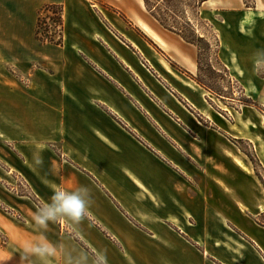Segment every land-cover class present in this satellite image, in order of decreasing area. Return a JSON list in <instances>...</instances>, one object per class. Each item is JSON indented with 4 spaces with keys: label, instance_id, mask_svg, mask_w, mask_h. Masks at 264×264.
Returning <instances> with one entry per match:
<instances>
[{
    "label": "crops",
    "instance_id": "crops-1",
    "mask_svg": "<svg viewBox=\"0 0 264 264\" xmlns=\"http://www.w3.org/2000/svg\"><path fill=\"white\" fill-rule=\"evenodd\" d=\"M109 2L110 11L90 0H33L30 7L0 0L8 22L0 25V58L14 61L33 55L29 45L36 44L28 38L36 11L62 4V44H51L52 58L48 47L36 56L49 58L53 68L66 65L50 73L67 86L57 89L61 103L44 102L37 78L34 88H0V96L20 101L3 100L9 114L0 126L5 139L17 143L21 175L30 173L31 188L45 204L51 202L46 194L59 190L86 188L89 197L80 221L62 218L44 231L33 221L38 208L30 200L0 191L13 210L0 208V264H65L66 253L86 257L85 264H264V185L236 144H253L264 170V145L251 138L257 130L235 118L200 122L193 111L210 119L204 95L180 75L171 88L168 77L175 70L169 58L197 69V47L162 27L144 0ZM200 11L212 14L206 18L236 76L250 77L247 65L264 53V0H206ZM259 79L256 91L250 84L245 89L264 101V76ZM29 93L35 99L28 101ZM41 238L61 254L25 259L23 246Z\"/></svg>",
    "mask_w": 264,
    "mask_h": 264
},
{
    "label": "rangeland",
    "instance_id": "rangeland-1",
    "mask_svg": "<svg viewBox=\"0 0 264 264\" xmlns=\"http://www.w3.org/2000/svg\"><path fill=\"white\" fill-rule=\"evenodd\" d=\"M17 2L24 3L26 5L29 2V7L32 5L33 0H15ZM91 3L96 4L100 8H103L104 10L110 11L113 9V6L110 4V0H90ZM164 0H153V2L157 3V7L164 9V12L167 13L168 16H171V21H174L177 26L184 27V30L187 32L188 27L185 25L184 21L188 20L197 30L195 31L196 34L202 33L203 42L199 43L201 51H202V60L200 61L201 69L198 70L195 69L192 72L188 71L186 68L180 67L177 65L173 60H171L168 56L166 58H169V61L171 65L175 66V70H178L181 73H178L177 71H173L172 73L168 74V77L170 78L171 82V88H177L179 86V76L185 78L188 80L189 84L193 87H195L201 94L204 95V104L209 109V116L210 119H207L205 116H202L199 112L193 111L194 116L203 124H215L218 121L222 123L229 124L230 122L234 121V118L238 124V126L244 127L246 125L251 124L253 127L252 129L256 131L258 134L253 133L251 135L252 137H259L261 139L263 145H264V101L261 99V97L256 94V92H250V90H246L245 86L249 85L253 87V90L256 91V88H258V84L260 82V77L264 76V68L257 69L256 62H253L252 64H248L247 67L250 68V77H246L243 73L240 72L239 76H236L233 65L230 64L227 60L228 52L221 49V43L219 42V38L217 36V33L211 24L210 20L206 18L208 16L210 19H212V14L208 11L203 12L201 14V17L203 20H197L195 16V7H194V0H170L169 3L164 5ZM250 3V0H245V4ZM17 4V3H16ZM145 6V5H144ZM41 9V8H40ZM39 9V10H40ZM25 10V15H23V23L24 26L28 23V32L30 33V12H27V9ZM39 10L36 11L35 14V23H34V30L33 34H29V44L34 42L35 45H29V52H32L33 55L29 54L24 58L23 61L20 60H9L6 57L0 58V88H9V87H35L37 85L36 80L38 79L39 83H43V100L45 103H52L53 101L56 103H61V97L57 93V89H60V87L67 86L65 85V81H60L56 79H51L50 73L52 71H61L66 65L62 63L61 61L57 62L53 68L52 63L49 58H38L36 59V56L39 57L42 55L43 51L41 48H47L51 52L44 49L45 55L52 58V56H55L54 50L56 47L52 46L50 43L47 42H41L38 41L35 38V29H36V23L37 20L40 19V23L43 28L51 31L48 34L53 35L56 37L57 30H55V26L50 19L52 17L51 12H43L42 14H39ZM147 10V9H146ZM190 18V19H189ZM191 18H193L191 20ZM8 23L3 19V16L0 15V25L3 26L4 24ZM204 23H208L209 25H206ZM158 24V23H157ZM158 26V25H157ZM162 28V27H161ZM189 34V33H188ZM218 41H216V37ZM154 47V46H153ZM207 47V48H206ZM170 49V48H169ZM167 49V51L169 50ZM157 52H160V49L156 47ZM36 51V52H35ZM216 51L218 53V56L222 64H219L216 59ZM172 56H180L177 52L174 50L170 51ZM167 55V54H166ZM33 56V57H32ZM58 56V55H57ZM33 58V60H31ZM167 58V60H168ZM197 61V58H196ZM25 63V64H22ZM225 66V67H224ZM236 66V65H235ZM226 68V69H225ZM226 70H228V73L230 77L233 79L232 82L228 74L226 73ZM256 73V75L254 73ZM35 73H39L36 77L34 76ZM30 74H33L31 76ZM254 74V75H253ZM199 76V79L204 82L205 85L210 87L209 90L205 87L200 86L196 83V81L193 79V77ZM37 78V79H35ZM200 86V87H199ZM181 88H183L181 86ZM4 93L5 89H1ZM242 93V94H241ZM234 99H233V98ZM2 98L0 100V120L4 119V116H6L9 113H6L8 111H4V99L6 98L7 101L14 105L18 104L19 96H0ZM245 98L246 101H248V104L241 103L239 99ZM30 99H35V94H28V101ZM7 109L9 110L8 105H5ZM252 120V122H247L248 120ZM259 122V123H258ZM3 124L2 121H0V125ZM3 126V125H1ZM0 126V191L2 193H8L9 195L13 196H21L24 197L30 202H32L38 209L45 205V202H43L42 198L38 196L34 190L31 188V183L35 184L34 178L30 176V173L21 175L19 169L22 165H20L21 161L18 155V151L16 148L17 143H11L8 139H5L3 135V127ZM258 128V129H257ZM11 131V132H10ZM235 131L238 132L237 128H235ZM8 132L12 133V130L8 128ZM2 133V134H1ZM9 135V134H7ZM6 136V135H5ZM230 140L234 143V139L230 138ZM239 149L244 150L250 159L251 163L253 164L254 170L256 174L259 176L260 180L262 181L264 185V170L259 165V161L255 155L254 152V146L253 144L249 143L246 140H240L239 143H236ZM59 146V142L55 143L53 146V149L57 150ZM26 167V166H25ZM25 167L22 168L23 172L26 173ZM27 168V167H26ZM7 189L9 191H7ZM11 192V193H10ZM53 193H47L46 198L47 200H50ZM49 195V197H48ZM0 208L5 209V211L9 213H13V210L9 207L5 206V204L0 199ZM65 220V218H63ZM264 222V221H263Z\"/></svg>",
    "mask_w": 264,
    "mask_h": 264
},
{
    "label": "clouds",
    "instance_id": "clouds-1",
    "mask_svg": "<svg viewBox=\"0 0 264 264\" xmlns=\"http://www.w3.org/2000/svg\"><path fill=\"white\" fill-rule=\"evenodd\" d=\"M257 69L264 68V53L258 54L256 60ZM41 161L36 160V164ZM89 207L88 190L80 188L76 191L59 190L54 193L50 203L40 207L33 215V221L39 229L46 231L50 223L59 219L68 218L72 221H80ZM60 253L57 245L47 241L46 238L26 243L23 246L25 259L37 257L40 260L55 257ZM65 264H85L86 257H73L70 253L64 254Z\"/></svg>",
    "mask_w": 264,
    "mask_h": 264
},
{
    "label": "trees",
    "instance_id": "trees-1",
    "mask_svg": "<svg viewBox=\"0 0 264 264\" xmlns=\"http://www.w3.org/2000/svg\"><path fill=\"white\" fill-rule=\"evenodd\" d=\"M156 1H159V0H156ZM164 1H165L164 5H166L167 3L170 2V0H164ZM204 1H206V0H194V7L196 10L195 16H196L197 20H199V19L203 20V18L201 17L200 7ZM144 5H145V8L147 9V11L158 21V23L162 27H164L165 29H167L169 31H172V32L178 34L185 42L193 44L194 46L197 47V66H198V70H200L201 69L200 61L202 60V51H201L199 43L203 42V37H201L202 33L196 34L195 31L197 30V28H195L193 23H191L188 20L184 21L185 25L188 27L187 32L184 30V27L177 26V24H175L174 21H171L172 17L168 16L167 13L164 12V9L158 8L157 3L153 2V0H144ZM43 12H51L52 13V17H50V19L52 20V22L55 26L54 27L55 30H57V33H56L57 35L55 37L53 35L48 34L51 31L43 28L41 23H40V19H38L37 23H36L35 38L41 42H47V43L54 44V45H61L62 41H63V7H62V4H45L39 10V14H42ZM192 19L193 18H191V20ZM204 24L209 25L208 23H204ZM215 37H216V35H215ZM216 39H217V37H216ZM216 41H218V39ZM216 59H217V62L219 64H222V62L220 61V58L218 56L217 51H216ZM226 73L228 74L229 79L232 82H235L230 77L228 70H226ZM193 79L200 86L205 87L209 90H212V89H210V87H208L207 85L204 84V82L201 80V78L199 79L198 75L196 77H193ZM239 101L241 103L248 104V101H246L245 98H241V99H239ZM236 142L239 143L240 140H237ZM242 151L245 152L244 150H242ZM245 154H247V153L245 152Z\"/></svg>",
    "mask_w": 264,
    "mask_h": 264
},
{
    "label": "bare ground",
    "instance_id": "bare-ground-1",
    "mask_svg": "<svg viewBox=\"0 0 264 264\" xmlns=\"http://www.w3.org/2000/svg\"><path fill=\"white\" fill-rule=\"evenodd\" d=\"M260 153H261L262 157L264 158V151L262 149V144L261 143H260ZM239 165H241L243 168H245L244 164L241 161H239Z\"/></svg>",
    "mask_w": 264,
    "mask_h": 264
}]
</instances>
